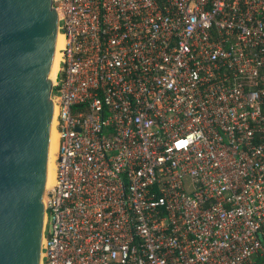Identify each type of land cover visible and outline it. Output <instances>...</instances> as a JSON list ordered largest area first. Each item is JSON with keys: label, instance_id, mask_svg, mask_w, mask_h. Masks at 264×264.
<instances>
[{"label": "built area", "instance_id": "2783aa9c", "mask_svg": "<svg viewBox=\"0 0 264 264\" xmlns=\"http://www.w3.org/2000/svg\"><path fill=\"white\" fill-rule=\"evenodd\" d=\"M54 7L41 264H264V0Z\"/></svg>", "mask_w": 264, "mask_h": 264}, {"label": "water", "instance_id": "95a60500", "mask_svg": "<svg viewBox=\"0 0 264 264\" xmlns=\"http://www.w3.org/2000/svg\"><path fill=\"white\" fill-rule=\"evenodd\" d=\"M55 0H0V264H41L53 177Z\"/></svg>", "mask_w": 264, "mask_h": 264}, {"label": "bare ground", "instance_id": "6f19581e", "mask_svg": "<svg viewBox=\"0 0 264 264\" xmlns=\"http://www.w3.org/2000/svg\"><path fill=\"white\" fill-rule=\"evenodd\" d=\"M55 10L57 11L58 14V18H59V12L58 10L55 8ZM64 46V35L59 32V57H58V68H59V61H60V49ZM55 76H53L54 78ZM52 102V131H53V177H52V181L50 183L49 186H47L46 189H48L50 186L53 185L54 180H55V176H56V165H55V159L56 157L54 156L55 153L58 150V132L56 129V122H57V114H58V109L57 106L54 104V101L51 100ZM44 221H45V217H44Z\"/></svg>", "mask_w": 264, "mask_h": 264}, {"label": "rangeland", "instance_id": "374dc122", "mask_svg": "<svg viewBox=\"0 0 264 264\" xmlns=\"http://www.w3.org/2000/svg\"><path fill=\"white\" fill-rule=\"evenodd\" d=\"M55 157H56V153H55V155H54ZM185 183H186V187H187V190H189V189H192L193 188V185H192V181H191V179L190 178H187L186 179V181H185Z\"/></svg>", "mask_w": 264, "mask_h": 264}]
</instances>
